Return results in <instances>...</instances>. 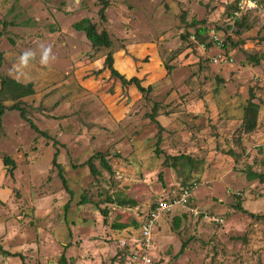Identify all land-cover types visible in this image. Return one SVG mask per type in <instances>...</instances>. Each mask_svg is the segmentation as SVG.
Masks as SVG:
<instances>
[{
  "label": "rangeland",
  "instance_id": "374dc122",
  "mask_svg": "<svg viewBox=\"0 0 264 264\" xmlns=\"http://www.w3.org/2000/svg\"><path fill=\"white\" fill-rule=\"evenodd\" d=\"M108 1L101 20L96 0H0V80L32 84L29 96L12 101L8 90L1 104L17 102L50 137L17 111L1 117L0 246L22 259L0 253V264H110L121 237L192 184V202L157 221L153 264H264V183L247 178L264 174V16L248 14L249 29L228 41L232 62L214 65L217 49L205 45L210 30L230 33L231 0ZM82 19L106 31L112 47L93 50L73 29ZM193 22L207 29L204 51L190 38ZM108 52L116 70L150 86L147 98L110 76ZM251 94L258 124L243 134ZM155 104L158 145L148 119ZM56 151L67 189L52 166ZM97 153L111 172L97 158L96 176L80 166ZM169 155L192 163L172 167Z\"/></svg>",
  "mask_w": 264,
  "mask_h": 264
},
{
  "label": "trees",
  "instance_id": "16d2710c",
  "mask_svg": "<svg viewBox=\"0 0 264 264\" xmlns=\"http://www.w3.org/2000/svg\"><path fill=\"white\" fill-rule=\"evenodd\" d=\"M96 1L100 5L98 15H99L101 20H104L105 19L104 12L106 11L107 7L109 6V1L108 0H96ZM257 1L260 5H264V0H257ZM230 9H231L230 14H228V18L230 20V26L227 27L228 30L230 31V33H228L226 35V39L221 37V35H219L218 32L215 31L216 29L214 28L215 29L214 31L222 39L223 52L227 56H229V55L226 52V48H227L228 41L231 40V38H230L231 34L233 33L236 36H240L244 31L249 29V27L245 26L246 22L248 21V19H247L248 14L242 15L238 18H236L234 16V13L236 11H238V7L236 5L235 0H231ZM190 26L195 30L194 34L192 36H190V38L193 37L198 43L204 44L205 43V34L207 32V29L202 27V26H199L198 22H193V23H191ZM233 28H236V29L233 30ZM73 29L78 31V32H82L85 35V38L90 43V46L93 50H98L100 48L109 49L112 47V41L110 40L107 32L104 30L98 32L96 25L94 23H92L89 19H82V20L76 22L75 24H73ZM208 38H209V34H208ZM241 44H244V42H241ZM211 46H212V43L209 40V42L205 45V47L208 48ZM232 46H233V44H232ZM248 59H249V62H253L255 64L258 63V59L255 58L254 56H248ZM104 68L110 73V76L114 79H117L122 86L133 85L136 88V90L141 94V96L143 98H147L148 94L151 91L150 86H147L146 88H144L141 85V82L138 78H136V77L127 78L125 75L121 74L118 70H116L114 68V56H113L112 52H108L107 55L105 56ZM170 70H171V67H168L167 73ZM8 90L13 92L12 96H9L10 100L17 101V100H20V99L27 97L30 94H32V84L28 83L26 85H22V84L16 82L15 80H12L9 78H1V80H0V120L6 111H9V112L10 111H17V112H19L21 119L23 121L27 122L29 124V127L33 131L40 134L41 136H43L46 139H50V137L45 132H41L28 118H26L23 108H21L17 102H15L14 104H12L10 106H4L1 104L2 96ZM153 110H154L153 113L151 112V114H148V119H150V121L158 127V137H157V145H158L161 141L160 131L163 130V128L157 122L158 120H156V117H155V115H156L155 114L156 104L153 106ZM259 110H260V106L258 103L254 102V97L251 94V96L246 101V104L242 109L241 132L243 134H250V133L255 131L257 124H258ZM53 142H54L53 144H56L55 141H53ZM57 155H58V152L56 151L55 154L53 155V158H52V166H54L58 170V177L61 179L62 185L65 187V189H67L66 180L63 176V171H62L60 165L57 163ZM95 158H97L99 160L101 166L105 170H107L108 172H111V168H110L109 164L107 163V161L105 160L104 155L102 153H97L94 156H91L88 160H86L80 166L87 167L89 172L93 176H96L97 170H96V167L93 163ZM2 160H3V163L5 164V166H9L7 169V172L9 173V175H12V172L15 169L14 160L8 156L3 157ZM167 160H172L174 162V163L170 164L172 167H174L176 165L175 162H178L179 160H187L188 163H190V164L192 163V159L189 156H185V155H178V156H170L169 155V156H166L165 161H167ZM247 178L248 179H258L260 182L264 183V174L255 173V172H248ZM183 188H185V187H183ZM191 201H192V199H191ZM125 203L131 204V205L134 204V202L131 200H127V201H125ZM154 207H152L151 209H153ZM67 208H68V206L65 205L64 210L66 211ZM235 209L238 210L239 212L243 213V214L249 215L250 217H255V218L257 217L255 215L247 212L246 210H244L241 207L240 202H237V204L235 205ZM179 221H180L179 218H175V220H174L175 227L178 226ZM187 243H188V241H185L181 244V248L179 250V253H182L184 251V249L187 246ZM0 253L5 255V256H19L22 259L21 255H19L17 253H10L7 250H4L1 246H0ZM63 258L64 257L61 258V264L65 263V260ZM120 261H121V251L118 250L116 257H113L111 259L110 264H116L117 262H120Z\"/></svg>",
  "mask_w": 264,
  "mask_h": 264
},
{
  "label": "built area",
  "instance_id": "2783aa9c",
  "mask_svg": "<svg viewBox=\"0 0 264 264\" xmlns=\"http://www.w3.org/2000/svg\"><path fill=\"white\" fill-rule=\"evenodd\" d=\"M235 2L238 7V11L234 13L236 18L250 13L257 14V16H264V5H260L257 0H235ZM209 40L212 43V46L217 49V53L211 58L212 64H230L232 62V58L223 52L222 39L214 30L209 32ZM200 47L204 51V45L201 44ZM195 187V184H192L182 188L179 195L175 196L171 200L157 202L155 207L148 212L136 234L121 237L117 241V249L121 251V261L115 263L153 264L152 233L156 227L158 219L162 215L171 211V209L174 207H187L192 202V192ZM117 252L114 257H116Z\"/></svg>",
  "mask_w": 264,
  "mask_h": 264
},
{
  "label": "crops",
  "instance_id": "0c3cea01",
  "mask_svg": "<svg viewBox=\"0 0 264 264\" xmlns=\"http://www.w3.org/2000/svg\"><path fill=\"white\" fill-rule=\"evenodd\" d=\"M166 117H167V116H166ZM229 117H230V116H229ZM157 118H159V116H158ZM231 119H232V118H230V120H229L230 123H232ZM229 129H230V128H229ZM2 159H3V158H2ZM156 226H157V225H156ZM155 228H156V227H155ZM155 230H156V229H154V231H155ZM2 239H4V238H2ZM154 244H155V243H154V241H153V251H154ZM0 245H2V244H0ZM2 248H3L4 250H6L3 246H2ZM7 251H8V250H7ZM153 251H152V257L154 256V255H153ZM8 252H10V251H8ZM11 253H12V252H11ZM4 256H5V255H4Z\"/></svg>",
  "mask_w": 264,
  "mask_h": 264
}]
</instances>
